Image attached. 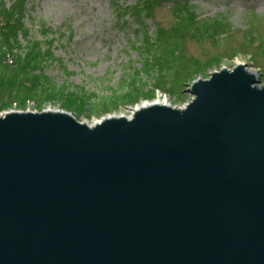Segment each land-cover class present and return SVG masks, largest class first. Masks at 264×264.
I'll list each match as a JSON object with an SVG mask.
<instances>
[{
  "label": "water",
  "instance_id": "water-1",
  "mask_svg": "<svg viewBox=\"0 0 264 264\" xmlns=\"http://www.w3.org/2000/svg\"><path fill=\"white\" fill-rule=\"evenodd\" d=\"M243 65L130 120L0 115V264H264V87Z\"/></svg>",
  "mask_w": 264,
  "mask_h": 264
},
{
  "label": "rangeland",
  "instance_id": "rangeland-1",
  "mask_svg": "<svg viewBox=\"0 0 264 264\" xmlns=\"http://www.w3.org/2000/svg\"><path fill=\"white\" fill-rule=\"evenodd\" d=\"M20 1V0H19ZM137 0H117L119 5L134 6ZM7 9L18 6L17 0H0ZM189 16L198 22L205 20L209 25L221 23L226 29L215 37L190 36L184 41L183 52L189 59L205 63L217 60L220 66L210 69V73L243 65L248 72L260 79L259 88L264 87V56L259 49H250L246 38L257 33L258 40H264V0H176L165 2L153 8L151 19L145 21L152 34L156 29L178 26L180 17L176 8H184ZM24 27L31 38L43 46L51 43L56 59L46 66L45 74L56 86H70V94L82 92L91 96V104L113 98L114 92L127 91V82L140 70L139 48L144 43L143 35L135 32L137 22L132 17H124L126 23L110 7L109 0H27L20 12ZM48 28L46 35L41 29ZM227 31L226 35L219 36ZM20 43L26 46L23 37ZM142 83L148 87L135 93L137 102L130 106H120L110 113H89V106L73 96L48 99L35 104L26 100L23 105H15L10 97L0 115L13 112H65L72 114L80 123L92 126L95 122L111 117H130L133 110L144 102H160L175 109H181L192 101L190 86L192 79L180 92L172 90L156 91L147 74L140 72ZM40 107V108H39Z\"/></svg>",
  "mask_w": 264,
  "mask_h": 264
},
{
  "label": "trees",
  "instance_id": "trees-1",
  "mask_svg": "<svg viewBox=\"0 0 264 264\" xmlns=\"http://www.w3.org/2000/svg\"><path fill=\"white\" fill-rule=\"evenodd\" d=\"M18 6L7 9L0 3V111L4 109V97L10 101L23 105L26 100H33L37 104L48 99L73 96L84 105H90L89 113H110L120 106H130L137 102L135 93L148 87L142 83L140 72L147 74L155 90L180 92L183 87L194 78L208 77L210 69H217L219 61L211 60L205 63L189 59L183 52L184 41L187 37L206 36L215 37L218 32L226 29L221 23L209 25L205 20L198 22L195 16H189L184 8H176L180 17L179 25L169 29L158 28L152 34L145 21L151 19L150 11L165 2L176 3V0H137L134 6L119 5L117 0H109L114 13L126 23L124 17H132L138 25L135 32L143 35V42L139 48L142 66L127 82V91L120 90L113 93V98L101 100L96 105L91 104L92 97L82 92L70 94V86H56L45 74L46 66L56 59L52 53L51 43L43 46L31 38L30 31L24 27V20L20 16L27 0H17ZM48 34V28L41 29ZM217 34V35H216ZM227 31L219 36L226 35ZM23 37L27 44L23 46L19 38ZM250 49H259L264 56V40H258L257 33L246 38ZM40 108V107H39Z\"/></svg>",
  "mask_w": 264,
  "mask_h": 264
},
{
  "label": "bare ground",
  "instance_id": "bare-ground-1",
  "mask_svg": "<svg viewBox=\"0 0 264 264\" xmlns=\"http://www.w3.org/2000/svg\"><path fill=\"white\" fill-rule=\"evenodd\" d=\"M164 103H160V102H144L142 103L141 105H138L134 110H133V113H131L130 117H128V120L131 119V117L133 116L134 113H137L138 111L142 110V109H148V108H151V107H156V106H163ZM183 108V107H182ZM181 108V109H182ZM115 118H119V117H115ZM120 119V118H119ZM125 119V117H124ZM100 121H97L95 122L93 125H97L99 124Z\"/></svg>",
  "mask_w": 264,
  "mask_h": 264
}]
</instances>
